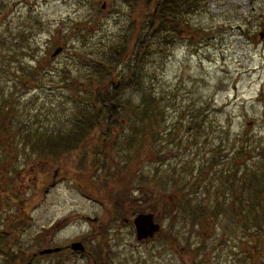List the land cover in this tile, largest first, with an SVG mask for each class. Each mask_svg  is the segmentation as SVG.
<instances>
[{
	"label": "rangeland",
	"instance_id": "1",
	"mask_svg": "<svg viewBox=\"0 0 264 264\" xmlns=\"http://www.w3.org/2000/svg\"><path fill=\"white\" fill-rule=\"evenodd\" d=\"M132 5V0H0V105L11 104L10 113L7 105L3 109L8 131H0V231L15 234L0 245V260L7 259L6 250L13 254V245L20 244L26 255L84 239L90 258L99 255L97 262L105 264H264V234L231 231L225 214L201 227L160 205L178 190L193 202L202 197L228 202L231 189H225L223 172L239 145L234 138L247 133L250 144L264 146V35L258 37L264 33V0H206L186 15L198 32H186L147 57L140 71L146 93L158 98V113L145 123V142L139 132L129 150L110 146L107 175L90 166L92 159L102 162L96 134L59 156H40L21 143V132L69 127L77 92L65 80H84L89 63L124 37L131 48L152 11L150 5L136 15ZM127 62L112 81L127 77ZM100 86L111 87L108 80ZM117 96L137 102L140 93L125 89ZM252 151L241 159L244 165L257 159ZM123 154L136 165L127 174L118 168ZM82 159L87 166L78 168ZM55 170L62 176L51 187ZM120 197L116 214L110 202ZM137 213L154 214L160 225L150 242L135 239L131 221ZM166 233L174 241L163 239ZM87 257L42 255L37 264H93Z\"/></svg>",
	"mask_w": 264,
	"mask_h": 264
},
{
	"label": "trees",
	"instance_id": "2",
	"mask_svg": "<svg viewBox=\"0 0 264 264\" xmlns=\"http://www.w3.org/2000/svg\"><path fill=\"white\" fill-rule=\"evenodd\" d=\"M132 2V12H136V15L140 11L143 12L145 7L152 6V11L139 27L140 34L137 35L136 42L131 44L129 49L126 43L127 37H124L125 42L123 39L112 46L103 58L89 63L90 71L85 75L84 80L80 77L78 80L73 78L70 83L65 80L66 85L73 87L77 92L72 97L76 109L68 128L56 129L54 132L44 130L41 134L33 133V135L27 131L21 132V143L27 144L40 156H59L78 149L88 136L96 134L95 138L100 144L96 146L95 151L97 155H102V162L96 159L90 166L98 164L99 167L95 169L97 168L99 172L105 171L107 175L110 161L108 157L112 150L110 146L129 150L139 132H141V138H138L140 142L148 139L145 123L155 112L158 113V98L146 93L147 87L142 80L140 68L154 50L163 52L186 32H198L196 27L187 23L186 15L202 8L206 0H132ZM132 28H135V24ZM124 61H128V74L127 77L125 75L120 77L118 88L113 90L110 87L111 89L107 90L106 87L100 86V84L104 85L106 80L112 81V73ZM125 89L139 92V100L137 102H132L131 99L121 100L117 96L118 92ZM4 103L0 105V108L3 107L0 110V116H3L0 118L1 132L8 131L6 127L8 120L3 121L5 105H7L5 112H11V104L6 101ZM137 123L139 127H136ZM8 133L9 140H13L11 133ZM249 140L251 139L247 133L234 138V143L238 141L239 145L237 148L233 145L236 150L232 152L230 168L226 167L223 172L225 189H231V198L228 202L220 201L218 198L208 200L205 197L193 202L190 197L182 198V193L178 190L160 201L162 211L172 210L176 214L183 212L190 221L198 220L201 227L206 220L225 214L231 219V231L238 230L243 234L244 231L252 230L257 234H264V146L260 144L257 147L250 144L253 141L249 143ZM101 149L102 152L99 151ZM252 150H255L254 156L257 159L249 162L251 163L249 165H244L241 159L246 153L253 154ZM123 156L126 159L118 168L121 171L123 169L127 174L136 165L128 159L129 156L125 154ZM214 165H217L216 162ZM90 184L94 185L92 182ZM123 200L120 197V201L115 198L110 202L116 214L121 211L120 205Z\"/></svg>",
	"mask_w": 264,
	"mask_h": 264
},
{
	"label": "flooded vegetation",
	"instance_id": "3",
	"mask_svg": "<svg viewBox=\"0 0 264 264\" xmlns=\"http://www.w3.org/2000/svg\"><path fill=\"white\" fill-rule=\"evenodd\" d=\"M261 29H264V26ZM85 159H82L81 163H79V165H78L79 166L78 168H82V167L87 166V164L82 163L83 160H85V163L88 162V158H85ZM108 159H109V157H108ZM94 160H96V159H92L91 162L94 161ZM93 167L95 169V167H99V165L98 164H94ZM85 170H86V168H85ZM61 176H62V172H59L57 170L54 171V173L52 174V180H53V182L51 183V187H53L55 185L56 180L59 179ZM120 208H121V206H120ZM137 214H139V213H137ZM137 214H135V216ZM179 214L182 215V216H184L183 212L182 213H179ZM134 217L132 218V221H133ZM83 218L85 220L89 221V222H96L97 221V217L90 218V217H87V216H83ZM122 221L124 223H128V219H123ZM132 221H131V224L133 226V222ZM8 228H9V225H8ZM99 228H101V226H99ZM133 229H134V226H133ZM181 230L183 231V224H182ZM5 232H6V230L0 231V233H1L0 234V245L2 243H4V242H8L9 240H14V235H15L14 232L11 233V234L9 232H8V234L5 233ZM156 237H157V235L155 236V238ZM155 238H153V239H155ZM162 238L165 239V240H167V241H174V239L170 238V234L169 233L164 234V236H162ZM153 239L142 240L139 243H147V242H150ZM74 242H81L82 245H83V247H84V251L83 252H74V251H72V249L70 248V245L72 243H74ZM13 246H14V248H12V250H10L11 252H13V254H11L8 250H6L7 253H6V251H4V254L6 255L7 259L6 260H0V264H37L38 263V259L40 258V256H42V255H51V254H58L59 256H62V257H65L67 255H69V256H75V257H87L88 256L87 258H89L90 263L93 262V264H105L102 261H100L98 263L97 260H94L93 258H90L92 256L86 250V242H85L84 239H80L78 241H73V242H70L67 245L64 244L63 246L46 248V249L59 248V251L52 252V253H49V254H41L40 252L42 250H45V249H41V250H38L36 252H28L25 255L24 254V250L21 248V245L20 244L19 245H13ZM179 253H180V250H179ZM1 256H2V254H1Z\"/></svg>",
	"mask_w": 264,
	"mask_h": 264
},
{
	"label": "water",
	"instance_id": "4",
	"mask_svg": "<svg viewBox=\"0 0 264 264\" xmlns=\"http://www.w3.org/2000/svg\"><path fill=\"white\" fill-rule=\"evenodd\" d=\"M258 35H259V38H262L264 35L263 31L259 32ZM59 51H61V48L56 49L54 53L52 54V56L57 55ZM110 84L113 90H116L119 86V82L110 81ZM132 222H133L134 231H135V238L137 241L153 239L160 228L159 223L155 221L154 214L152 213H139L134 217ZM70 248L74 252L84 251V247L81 242L72 243L70 245ZM57 251H59V248L45 249V250H42L40 253L49 254V253L57 252Z\"/></svg>",
	"mask_w": 264,
	"mask_h": 264
}]
</instances>
